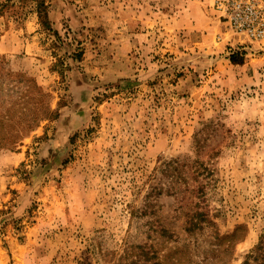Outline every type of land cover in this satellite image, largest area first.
<instances>
[{
	"label": "rangeland",
	"instance_id": "1",
	"mask_svg": "<svg viewBox=\"0 0 264 264\" xmlns=\"http://www.w3.org/2000/svg\"><path fill=\"white\" fill-rule=\"evenodd\" d=\"M0 264H264V41L213 0H0Z\"/></svg>",
	"mask_w": 264,
	"mask_h": 264
},
{
	"label": "built area",
	"instance_id": "2",
	"mask_svg": "<svg viewBox=\"0 0 264 264\" xmlns=\"http://www.w3.org/2000/svg\"><path fill=\"white\" fill-rule=\"evenodd\" d=\"M218 18L250 42L264 41V0H213Z\"/></svg>",
	"mask_w": 264,
	"mask_h": 264
},
{
	"label": "trees",
	"instance_id": "3",
	"mask_svg": "<svg viewBox=\"0 0 264 264\" xmlns=\"http://www.w3.org/2000/svg\"><path fill=\"white\" fill-rule=\"evenodd\" d=\"M42 6H43V3H39L38 6H37V10H38V13H39V15H40L41 18H42L43 14H44L43 9H42ZM232 57H233V59L235 58L234 56H232ZM234 61L236 62L235 59H234Z\"/></svg>",
	"mask_w": 264,
	"mask_h": 264
}]
</instances>
